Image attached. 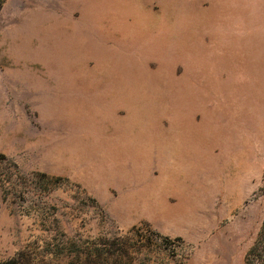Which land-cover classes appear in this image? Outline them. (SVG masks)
Instances as JSON below:
<instances>
[{
    "label": "rangeland",
    "instance_id": "374dc122",
    "mask_svg": "<svg viewBox=\"0 0 264 264\" xmlns=\"http://www.w3.org/2000/svg\"><path fill=\"white\" fill-rule=\"evenodd\" d=\"M249 2L212 117L208 0H6L0 154L23 175L0 156V263L86 264L78 250L119 235L134 264H244L264 220V0Z\"/></svg>",
    "mask_w": 264,
    "mask_h": 264
},
{
    "label": "crops",
    "instance_id": "0c3cea01",
    "mask_svg": "<svg viewBox=\"0 0 264 264\" xmlns=\"http://www.w3.org/2000/svg\"><path fill=\"white\" fill-rule=\"evenodd\" d=\"M208 1L211 2L210 9H198L196 12V50L199 57L198 71L201 79L205 75H203L202 67L210 66L211 80L214 82L213 92L205 94L209 95L211 99V108L205 111L201 109V113L213 117L214 98L222 100L221 110H225L224 105L231 93L230 83L235 76L234 68L241 66L240 61L237 62L235 57L238 53H243L245 36L249 34L251 15L248 11L249 0ZM258 18V12L255 11L254 23L256 25ZM223 114V112L219 113V115ZM198 137L201 146L205 148L209 145V139L211 142L217 139L214 127L210 131L203 125Z\"/></svg>",
    "mask_w": 264,
    "mask_h": 264
},
{
    "label": "trees",
    "instance_id": "16d2710c",
    "mask_svg": "<svg viewBox=\"0 0 264 264\" xmlns=\"http://www.w3.org/2000/svg\"><path fill=\"white\" fill-rule=\"evenodd\" d=\"M6 0H0V12L5 4ZM4 162L10 164L15 174L22 176L19 165L10 159L6 154H0ZM3 175H6L5 173ZM44 177H48L47 174H41ZM61 180L63 178H56ZM0 182L2 186L6 187V176L0 177ZM260 193L264 195V177L263 184L259 189ZM139 233V229L134 230ZM133 232V233H135ZM129 239L124 236L114 235L112 237H100L97 240H92L88 242L85 246V250H78L77 257L78 260H83L81 254L86 255V264H134L132 261L131 251L134 248L133 244H130ZM76 245V244H75ZM0 264H21L18 258H11L7 261L1 262ZM71 264H78L72 261ZM244 264H264V220L262 222L261 228L247 251L245 255Z\"/></svg>",
    "mask_w": 264,
    "mask_h": 264
}]
</instances>
